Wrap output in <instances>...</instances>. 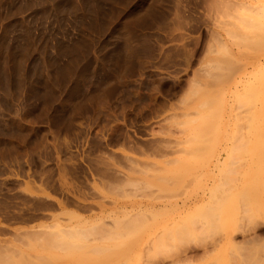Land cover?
I'll use <instances>...</instances> for the list:
<instances>
[{
	"label": "rangeland",
	"instance_id": "374dc122",
	"mask_svg": "<svg viewBox=\"0 0 264 264\" xmlns=\"http://www.w3.org/2000/svg\"><path fill=\"white\" fill-rule=\"evenodd\" d=\"M263 6L0 0V256L8 254L7 264H168L175 256L180 264H264ZM228 13L254 24L249 30L247 18ZM213 30L228 44L213 40ZM229 30L241 35L231 39ZM129 32L142 47L126 62ZM207 65L231 76L210 85ZM236 107L244 111L235 121ZM150 139L167 144L162 155L150 154ZM223 139L234 147L215 164ZM195 200L190 211L176 208ZM146 201L157 203L155 212L131 209ZM124 205L127 211L117 212ZM167 222L172 230L149 243ZM67 229L73 235L61 245L82 247L63 249L57 241L54 248Z\"/></svg>",
	"mask_w": 264,
	"mask_h": 264
},
{
	"label": "bare ground",
	"instance_id": "6f19581e",
	"mask_svg": "<svg viewBox=\"0 0 264 264\" xmlns=\"http://www.w3.org/2000/svg\"><path fill=\"white\" fill-rule=\"evenodd\" d=\"M216 1H217V0H216ZM230 1H231V0H230ZM211 2L213 3V1H211ZM218 2H219V1H218ZM218 2H217V4H218ZM224 2H226V1H224ZM209 3H210V2H209ZM212 3H211V4H212ZM219 3H220V2H219ZM228 3H229V2H228ZM230 3H231V2H230ZM230 3L227 4V5H230V6H233V5H234V6H235V3H236V2H235L234 4H230ZM207 4H208V3H207ZM211 4H208V5L210 6ZM223 4H224V3H223ZM240 4H241V3H240ZM240 4H238V5L240 6ZM244 4H245V3H244ZM221 5H222V4H220V6H221ZM236 5H237V3H236ZM151 6H152V5H151ZM175 6H176V4H175ZM177 6L179 7V5H177ZM212 6H213V5H211L210 7H212ZM218 6H219V5H218ZM224 6H225V5H224ZM224 6H223V9H224ZM239 6H238L237 8H239ZM242 6H243V5H242ZM256 6H257V5H256ZM210 7H209V8H210ZM213 7H214V6H213ZM225 7H228V6H225ZM257 7H258V6H257ZM176 8H177V7H176ZM206 8H207V6H205V9H206ZM221 8H222V7H221ZM229 8L231 9V7H229ZM242 8H243V7H242ZM259 8H260V7H259ZM148 9H149V8H148ZM211 9L214 10L215 7H214V9H213V8H211ZM218 9H219L218 12L220 13V7H218ZM223 9H221V10H222L221 13H224V16H225V15H226V14H225L226 12H223ZM225 9H226V8H225ZM225 9H224V10H225ZM230 9H229V10H230ZM232 9H233V12L235 13L236 11H234V8H232ZM239 9H240V8H239ZM206 10H207V9H206ZM206 10H205V11H206ZM208 10H209V9H208ZM242 10H243V9H242ZM246 10H247V8H246ZM152 11H153V10H152ZM173 11H176V10H173ZM177 11H178V10H177ZM210 11H211V10H210ZM226 11H227V9H226ZM252 11H253V10H252ZM261 11H262V12H261L262 14H261V13H260V14H261L262 17H263V15H264V6L261 7ZM154 12H155V11H154ZM207 12H208V11H207ZM212 12H213V11H212ZM218 12H217V13H218ZM231 12H232V10H231ZM246 12H247V11H246ZM148 13H151V12H148ZM173 13H174V12H173ZM173 13H172V15H173ZM208 13H209V12H208ZM208 13H206V14L208 15ZM221 13H220V15H221ZM252 13H253V12H252ZM153 14H154V13H153ZM153 14H151V15H153ZM174 14H175V13H174ZM178 14H179V13H178ZM228 14H229V13H228ZM230 14H232V13H230ZM230 14H229V15H230ZM256 14H257V13H256ZM146 15H148V14H146ZM154 15H155V14H154ZM179 15H181V14H179ZM213 15H214V12H213ZM215 15H217V14H215ZM261 15H260V16H261ZM155 16H157V15H155ZM173 16H176V14L173 15ZM209 16L211 17V15H209ZM222 16H223V14H222L220 17H222ZM226 16H228V15H226ZM230 16H231V17H233V16H234V17H235V16L237 17V15H230ZM260 16H259V18H260ZM153 17H154V16H153ZM207 17H208V16H207ZM212 17H213V16H212ZM228 17H229V16H228ZM234 17H233V18H234ZM130 18H131V17H130ZM150 18H151V16H150ZM176 18H177V20H178V19H179V20H182L181 17L179 18V17L177 16ZM214 18H215V16H214ZM216 18H218V17L216 16ZM237 18H238V17H237ZM237 18H234V19L238 20L240 17H239L238 19H237ZM242 18H243V19H244V18H245V19L247 18V21L245 20V21H246V24L243 23V25H245V26H247V23H249V22H248L249 20H252V19H250V17L248 18V17H246V16H245V17L242 16V17L240 18V20H242V21H243ZM221 19H222V18H221ZM248 19H249V20H248ZM261 19H262V18H261ZM173 20H174V19H173ZM253 20H254V19H253ZM259 20H260V19H259ZM175 21H176V20H175ZM184 21H185V20H184ZM215 21H216V20H215ZM238 21H239V20H238ZM242 21H241V22H242ZM180 22H181V21H180ZM180 22H179V23H180ZM217 22H218V20H217ZM220 22H221V20H219V23H220ZM224 22H225V20H224ZM241 22H240V23H241ZM243 22H244V21H243ZM254 22H255V21H254ZM127 23H128V21H127ZM134 23H135V22H134ZM221 23H222V22H221ZM225 23H226V22H225ZM231 23H233V22H231ZM240 23H239V24H240ZM250 23H251V25L253 26L254 23H252L251 21H250ZM250 23H249L248 28H249V27H252V26H250ZM123 24H124V23H123ZM128 24H129V23H128ZM132 24H133V23H132ZM227 24H228V23H227ZM256 24H257V25H256ZM213 25H214V24H213ZM215 25H216V24H215ZM215 25H214V26H215ZM255 25L257 26V28H260V26H261V24H260V23H257V22H255ZM255 25H254L253 28H256ZM259 25H260V26H259ZM122 26H123V25H122ZM216 26H218V25H216ZM223 26H224V25H223ZM228 26H230V24H229ZM233 26H234V24L232 25V27H233ZM258 26H259V27H258ZM127 27H128V26H127ZM129 27H130V26H129ZM219 27H220V26H219ZM221 27H222V26H221ZM221 27H220V28H221ZM235 27H236V26H235ZM235 27H234V28H235ZM262 27H263V25L261 26V28H262ZM225 28H226V26H225ZM246 28H247V27H246ZM253 28H252V29H253ZM222 29H223V27H222ZM237 29H238V28H237ZM262 29H264V28H262ZM127 30H128V28H127ZM211 30H212V29H211ZM225 30H226V29H225ZM239 30H240V29H239ZM249 30H250V28H249ZM226 31H228V29H227ZM229 31H231L230 34H228L229 32H228V33L225 32L226 35L228 34V37L232 36V35H233L232 33H234V31L232 32V30H229ZM257 31H258V30H257ZM126 32H127V31H126ZM210 32H211V31L209 30V33H210ZM250 32H251V31H250ZM250 32H249V33H250ZM263 32H264V31H263ZM129 33H130V32H129ZM223 33H224V32H223ZM251 33H253V32H251ZM251 33L248 34V32H247L246 35H249V36H250ZM125 34H127V35H126L127 38L125 37V38H126V43H124V45L126 46V48H125V47H124V48H125V50H126V55H124V56H127L126 58H127L128 61H126V62H129V61L131 62V60L133 61V60L138 56L139 51L141 50V48H139V46L142 47V44H141V45H140V44H138V45L136 44V42H137V40H138L137 38H136L137 40H135V42H133V41H134V38H135V37H133V35L135 34V32H134V34H132V33H130V34H128V33H124L123 35H125ZM131 34H132V35H131ZM211 34L214 35V38L212 37L213 40H215V41H219V40H220L221 37H218V32H216V34H215V33H214V30H213V33H211ZM211 34H210V35L208 34V35L211 37V36H212ZM236 34H237V32H236ZM239 34H240V33H239ZM239 34L235 35V33H234V36L236 37V36H238ZM255 34H256V32L254 31V33L252 34V36H254ZM135 35H136V34H135ZM135 35H134V36H135ZM240 35H241V34H240ZM240 35H239V36H240ZM243 35H244V34H243ZM209 36H208V37H209ZM249 36H248V37H249ZM252 36H251V37H252ZM123 37H124V36H123ZM184 37H185V35H184ZM210 37H209L208 40H210ZM242 37H243V36H241L240 38H242ZM245 37H246V38H245ZM245 37H243L244 39L242 38V41H243V42H244L245 39H246L247 41L250 40V38H248L247 36H245ZM254 37H255V36H254ZM226 38H227V37H226ZM230 38H231V37H230ZM247 38H248V39H247ZM255 38H256V37H255ZM257 38H259V36H258ZM222 39H223V38H222ZM231 39H232V38H231ZM259 39H260V38H259ZM124 40H125V39H124ZM124 40H123V41H124ZM238 40H239V38H238ZM238 40H237V41H238ZM246 40H245V41H246ZM252 40H253V38H252ZM262 40H264V37L262 38ZM138 41H139V40H138ZM177 41H178V40H177ZM220 41H221V40H220ZM220 41H219V44L223 42L222 45L220 44L221 46L224 45V42H227L226 40H222V42H220ZM237 41H236V42H237ZM239 41H241V40H239ZM239 41H238V42H239ZM242 41H241V42H242ZM259 41H260V40H259ZM141 42H142V41H141ZM212 42H213V41L211 40V43H212ZM234 42H235V41H234ZM238 42H237V43H238ZM249 42L251 43V40H250ZM137 43H138V42H137ZM214 43H215V42H214ZM259 43H260V42H259ZM259 43H258V44H259ZM135 44H136V45H135ZM143 44H144V43H143ZM208 44H209V43H208ZM217 44H218V42H217ZM217 44H216V45H217ZM227 44H228V42H227ZM240 44H248V43L246 42V43H240ZM252 44H253V43H252ZM220 45H219V46H220ZM236 45H237V44H236ZM250 45H251V44H250ZM176 46H179V45L176 44ZM181 46H183V45H181ZM207 46H208V45H207ZM219 46H218V47H219ZM224 46H225V45H224ZM227 46H228V45H227ZM237 46H238V45H237ZM252 46H254V45H252ZM183 47H184V46H183ZM183 47H182V49L185 50V48H183ZM205 47H206V46H205ZM208 47H209V46H208ZM239 47H240V46H239ZM250 47H251V46H250ZM176 48H178V47H176ZM230 48H231V47H230ZM174 49H175V48H174ZM206 49H207V48H206ZM210 49H211V50H214L215 48L212 49V48L210 47ZM219 49H221V48H219ZM223 49H224V48L222 47L221 50H222V51H225V49H224V50H223ZM179 50H180V49H179ZM230 50H231V49H230ZM172 51L175 52V50H172ZM177 51H178V49H177ZM180 51H181V50H180ZM180 51H179V52H180ZM187 51H188V50H187ZM215 51H216V50H215ZM226 51H227V48H226ZM141 52H142V51H141ZM167 52H168V51H167ZM169 52H170V51H169ZM181 52H182V51H181ZM188 52H190V51H188ZM207 52H208V51H207ZM209 52H210V51H209ZM211 52H212V51H211ZM216 52H217V51H216ZM218 52H219V51H218ZM228 52H229V51H228ZM231 52H232V50H231ZM183 53H184V52H183ZM183 53H182V54H183ZM205 53H206V52H205ZM165 54L167 55V53H165ZM185 54H187V53H185ZM220 54H221V53H220ZM224 54H225V53H224ZM227 54H228V53H227ZM169 55H170V53H169ZM169 55H167V56H169ZM174 55H175V54H174ZM177 55H178V54H177ZM179 55H180V54H179ZM187 55H188V57H189V54H187ZM233 55H235L234 52H233ZM237 55H239V54H237ZM165 57H166V56H165ZM169 57H171V56H169ZM176 57H177V56H176ZM181 57H183V56H181ZM188 57H187V58H188ZM234 57H235V56H234ZM124 58H125V57H124ZM137 58H138V57H137ZM179 58H180V57H179ZM185 58H186V57H185ZM228 58H229V57H228ZM168 59H169V58H168ZM174 59H175V58H174ZM176 59H177V58H176ZM123 60H124V59H123ZM125 60H126V59H125ZM170 60L172 61V59H170ZM170 60H168V61H170ZM184 60H186V59H184ZM222 60H223V59H222ZM222 60H220V58H219V62L216 61V66H217V62H218V64L221 63V65L226 66V68L229 69L230 71L233 70V68H235L234 65H236V64L233 65V64H232L233 62H229V61H227V59H226V60L224 59L223 61H222ZM228 60L231 61L230 58H229ZM173 61H174V60H173ZM173 61H172L171 64H174ZM213 61H214V60H213ZM213 61H212V62H213ZM232 61H233V60H232ZM237 61H238V60H237ZM124 62H125V61H124ZM175 62H176V61H175ZM214 62H215V61H214ZM234 62H235V61H234ZM257 62H258V61H257ZM205 63L207 64L206 61H205ZM209 63H211V62H208V64H209ZM222 63H223V64H222ZM125 64H126V63H125ZM183 64H184V63H183ZM206 64H205V65H206ZM213 64H215V63H213ZM237 64H238V63H237ZM120 65H121V64H120ZM120 65H119V66H120ZM175 65H176V64H175ZM211 65H212V64H211ZM221 65H218L217 69H216V68H215V69L218 70V68H220L219 66H221ZM239 65H240V63H239ZM239 65H238V66H239ZM124 66H125V65H124ZM124 66H123L122 68H125ZM127 66H128V65H127ZM201 66H202V64H201ZM216 66H215V67H216ZM223 66H221V69H222ZM199 67H200V66H199ZM252 67H253V66H252ZM211 68H213V70H212ZM223 68H224V67H223ZM226 68H225V69H226ZM236 68H237V66H236ZM236 68H235V69H236ZM116 69H117V68H116ZM202 69H203V70H202L203 72L205 71L204 74H206V76H210V77H208V82H209V78H210V80H211V83L209 82L210 85L212 84V82L214 83V81H215L217 78H219V76H223L224 74L226 75V73H223V75H219V76H218V73H219L218 71H217L218 73L216 72V73H217V75H216V73H215L216 70L214 69V66H208V65H207L205 68L202 67ZM210 69H211L212 71H211ZM227 69H226V72H227ZM235 69H234V70H235ZM237 69H238V68H237ZM127 70H128V69H127ZM199 70H200V69H199ZM199 70H198V68H197V70H196L195 73H197V74H201V73L199 72ZM214 70H215V71H214ZM194 71H195V69H194ZM219 71L223 72V69H222V70H219ZM120 72H121V70H120ZM128 72H129V71H128ZM221 72H220V74H222ZM228 72H229V71H228ZM195 73H194V74H195ZM231 73H233V71H232ZM120 74H123V72L120 73ZM120 74H119V75H120ZM227 74H229V73H227ZM201 76H203V75H201ZM229 76H231V74H230ZM229 76L226 75L225 77H229ZM223 77H224V76H223ZM223 77H220V78L218 79V81H219L220 79L222 80ZM225 77H224V78H225ZM147 78H148V77H147ZM152 78H153V77H152ZM226 79H227V78H226ZM206 80H207V79H206ZM239 80H240V79H239ZM241 80H242V78H241ZM241 80H240V81H241ZM191 81L193 82V80H191ZM232 81H233V80H232ZM232 81H231V82H232ZM235 81H236V80H235ZM237 81H238V80H237ZM237 81H236V82H237ZM194 82H195V81H194ZM194 82H193V83H194ZM206 82H207V81H206ZM242 82H243V81H242ZM197 83H198V82H197ZM209 83H208L207 85H209ZM239 83H240V82H239ZM237 84H238V82H237ZM241 84H243V83H241ZM210 85H209V86H210ZM230 85H231V83H230ZM235 85H236V84H235ZM235 85H234V87H236ZM190 86H191V84H190ZM201 86H202V84H201ZM232 87H233V85H232ZM239 87H240V86H239ZM165 88H166V87H165ZM158 89H159V88H158ZM192 89H193V88H192ZM237 90H239V89L236 88V90H234V91H237ZM152 91H153V90H152ZM205 91H206V90H205ZM191 92H192V94H194L193 91H191ZM191 92H190V93H191ZM103 94H104V93H103ZM100 96H101V95H100ZM205 98H206V97H205ZM99 100H100V99H99ZM188 100H189V99H187V102H188ZM207 100H208V99H207ZM207 100H206V103L208 104L209 101L207 102ZM201 102H202V101H201ZM184 103H185V102H184ZM204 103H205V101H204ZM185 104H186V103H185ZM202 104H203V103H200L199 105L201 106ZM236 105H237V104H236ZM239 106H241V105H239ZM247 107H248V106H247ZM195 111H196V110H195ZM198 111H199V110H198ZM243 111H244V110H243ZM243 111H242L241 109H239L238 107H236L235 110H234V112H232V113H230V114H232V116H233L232 118L235 119V121H236V120H238L239 118L242 117L241 114H242ZM245 112H246V111H245ZM207 115H208V114H207ZM248 117H250V116H248ZM211 118H212V117H211ZM228 118H229V116L227 117V119H228ZM230 118H231V117H230ZM230 118H229V119H230ZM214 119H215V118L213 117V118L210 120V122H208V123H210L209 127L205 125V126H206V129H207V127H208L209 130H210V132H211V131H214V132H215L216 129H217V127L215 128L216 121H214ZM227 119H226V120H227ZM241 119H242V118H241ZM241 119H240V121H241ZM249 119H250V118H249ZM226 120H225V122H226ZM227 121L230 122V120H227ZM232 121H233V120H232ZM240 121H239V122H240ZM206 122H207V121H206ZM243 123H244V122H243ZM207 125H208V124H207ZM242 126H243V125H242ZM246 126H247V125H246ZM228 127H229V126H228ZM202 128H203V127H202ZM202 128H201V129H202ZM223 128H224V127H223ZM239 128H240V127H239ZM244 128H245V126H244ZM197 129H198V128H197ZM204 129H205V128H203V129L201 130L202 133H204V132H206V133L208 132V133H209V130H208V129H207V131H206V129H205V131H204ZM199 130H200V128H199ZM240 130H241V129H240ZM197 132H198V131H197ZM199 132H200V131H199ZM223 132H225V131H223ZM233 132H234V131H233ZM240 132H241V131H240ZM237 133H238V132H237ZM224 134H225V133H224ZM247 134H248V133H247ZM201 135L203 136V135H205V133H204V134H201ZM207 135H208V134H207ZM236 135H237V134H236ZM239 135H240V134H239ZM242 135H243V134H242ZM198 136H199V135H198ZM205 136H206V135H205ZM222 136H223V135H222ZM244 136H245V135H244ZM233 138H234V137H233ZM241 138L243 139L242 136H241ZM156 139H157V138H156ZM235 139H236V138H235ZM150 140H151V139H150ZM160 140H161V139H160ZM227 140H228V139H223V140H222V143H220V149H219L220 151L217 152V154H216V157H215V164H219L220 161H221V159H222V157H223V155L226 156V155H228V153H230L231 150H233V149H231V148L234 147V146H231L232 143H230L231 145H229V142H230V141H229V140L227 141ZM235 141H236V140H235ZM148 142H149V141H148ZM150 142H151V144H149V145H150V146H149V152H150V154H153V155H155V156L161 154V152H164L163 149H165L166 146H167V144L165 143L166 146H165V148H163V145H164V144H163V142H160L159 139H158V140H154V139H153V141L151 140ZM242 143H243V142H242ZM161 144H163V145H161ZM235 144H236V143H235ZM239 144H240V142H239ZM243 144H244V143H243ZM241 145H242V144H240V146H241ZM167 148H168V147H167ZM236 148H237V147H236ZM242 148H243V147H242ZM147 149H148V148H147ZM169 149H170V148H169ZM167 150H168V149H167ZM165 151H166V150H165ZM175 151H177V150H175ZM234 151H235V149H234ZM169 152H170V151H169ZM173 152H174V151H173ZM231 152H232V151H231ZM233 154H235V153H233ZM161 155H162V154H161ZM161 155H160V156H161ZM229 156H230V155H229ZM233 161H234V160H233ZM233 161H232V162H233ZM222 162H223V161H222ZM228 162H231V161L228 160ZM220 164H222V163H220ZM229 164H230V163H229ZM231 164H232V163H231ZM135 169H137V168H135ZM131 172H132V171H131ZM119 178H120V177H119ZM131 178H132V177H131ZM119 180H120V179H119ZM116 184H117V183H116ZM119 184H120V182H119ZM113 190H114V189H113ZM121 191H122V190H121ZM143 194H144V193H143ZM146 194H147V195H145V196H147V197H148V196H149V197L151 196V195H149L150 193H149V194L146 193ZM155 197H157V196H155ZM160 197H161V196H159V197H157V198H160ZM219 197H220V194H219ZM152 198H153V197H152ZM216 198H217V197H216ZM216 198H215V199H216ZM162 199H163V198H162ZM213 200H214V199H213ZM217 200H218V198H217ZM215 201H216V200H215ZM215 201H214V202H215ZM219 201H220V200H219ZM214 202H213V203H214ZM197 203H198V200H195V201L190 202V203H186V202H184V203H182V205H180L179 207H176V208H177V209L179 208V209L182 210V211H190L191 209H193V208L196 206ZM216 203H217V201H216ZM140 204H141V203H140ZM161 204H162V202H161ZM172 204H174V203H172ZM156 205H157V203L150 202V201H146L142 206H140L139 204H138V206H133V205H132V208H131V209L136 208L137 211H139V210H142V211H143V210H144V211L147 210L148 212H155L154 210H155V208H156ZM174 205H175V204H174ZM210 205H212V204H210ZM164 206H165V205H164ZM175 206H176V205H175ZM157 207H159V206H157ZM161 207H162V205H161ZM210 207H212V206H210ZM159 208H160V207H159ZM213 208H214V207H213ZM127 209H128V207L125 206V205H124V206H118V209H117L118 211H117V212L125 213V212L127 211ZM159 210H160V209H159ZM160 211H161V210H160ZM209 211H210V210H209ZM209 211H208V212H209ZM208 212H207V213H208ZM61 213H63V212H61ZM157 213H158V212H157ZM179 214H180V213H179ZM181 214H182V213H181ZM211 214H212V213H211ZM141 217H142V216H141ZM212 217H213V216H212ZM135 218H136V217H135ZM139 218H140V217H139ZM139 220H140V219H139ZM136 222H137V221H136ZM132 223H133V222H132ZM134 223H135V221H134ZM137 223H138V222H137ZM127 224H128V223H127ZM172 224H173V222H172L171 224H170L169 222L164 223V226H163L162 229L157 230V231L151 233L152 236L149 238V243L152 242V237H153V236H154V239H156L155 237H158V235L160 234V236L158 237V238H160V237H161V234H165V232H168V231H166V230H167L168 228H170V226H172ZM258 224H259V223H258ZM82 225H83V224H82ZM117 225H118V224H117ZM121 225L123 226V223H122ZM128 225H129V224H128ZM130 225H132V224H130ZM130 225H129V226H130ZM180 225H181V224H180ZM125 226H126V225H125ZM251 226H252V225H251ZM184 227H185V226H184ZM122 228H124V227H122ZM126 228H127V227H126ZM247 228H248V227H247ZM62 229H63V228H61V230H62ZM68 229H69V228H68ZM68 229H67V231L62 235V237L65 236V234H66V236H68V235H67V234H68V231H70V230H68ZM132 229H133V227H132ZM170 229H171V228H170ZM58 230L61 232L60 229H58ZM129 230H130V228H129ZM171 230H172V229H171ZM174 230H175V229H174ZM181 230H183V229H181ZM184 230H185V229H184ZM52 231H53V230H52ZM52 231H51V233H52ZM63 231H65V230H63ZM85 231H87V230H85ZM99 231H100V230H99ZM169 231H170V230H169ZM176 231H177V230H175V233H177ZM20 232H21V231H20ZM27 232H29V231H27ZM49 232H50V231H49ZM56 232H57V231H56ZM56 232L54 231V232H53V235L55 234V235H57V237H58L59 232H58V234H56ZM70 232H71V235H73V234H72V230H71ZM51 233H50V234H51ZM62 233H63V232H62ZM62 233H61V234H62ZM73 233H75V232H73ZM78 233H79V232H78ZM78 233H77V234H78ZM90 233H91V232H90ZM169 233H170V232H169ZM179 233H180V232H179ZM182 233H183V232H182ZM259 233H260V232H259ZM45 234H46V233H45ZM69 234H70V233H69ZM75 234H76V233H75ZM75 234H74V235H75ZM81 234H82V233H81ZM101 234H103V233H101ZM105 234H106V233H105ZM117 234H118V233H117ZM167 234H168V233H167ZM167 234H165V235H167ZM18 235H19V234H18ZM53 235H52V237H53ZM55 235H54V236H55ZM107 235H108V234H107ZM111 235L113 236V234H111ZM165 235H164V236H165ZM170 235H171V233H170ZM255 235H256V234H255ZM257 235H258V234H257ZM59 236H60V234H59ZM66 236H65V239H64V237H63V239H60V240L57 239V240H56V243H55V241H54L55 239L53 238L52 241H54L53 243H55V247H54V248H56V245H58L59 243H60V245L62 244L61 240H62V241H67ZM85 236H86V235H85ZM242 236H243V235H242ZM30 237H31V236H30ZM38 237H40V236H38ZM46 237H47V236H46ZM62 237H61V238H62ZM68 237H69V236H68ZM77 237H79V236H77ZM80 237H81V235H80ZM162 237H163V236H162ZM16 238H17V237H16ZM34 238H35V237H34ZM69 238H70V237H69ZM85 238H87V237H85ZM254 238H255V237H254ZM254 238H250V239H251V242L254 240ZM23 239H24V238H23ZM50 239H51V238H50ZM71 239H72V238H71ZM232 239H233V238H232ZM77 240H78V239H77ZM80 240H81V239H80ZM246 240H248V239H246ZM19 241H20V240H19ZM21 241H23V240H21ZM57 241H59L58 244H57ZM242 241H243V240H242ZM38 242H39V241H38ZM47 242L50 243V241H48V240H47ZM70 242H71V241H70ZM70 242H69V243H70ZM249 242H250V241H248L247 243H249ZM255 242H256V241H255ZM40 243H41V242H40ZM43 243H44V242H43ZM49 243H48V244H49ZM53 243H52V244L50 243V245H53ZM64 243H65V242H64ZM69 243H68V242L65 243V244H66V247L69 246ZM75 243H78V241H76ZM145 243H146V242H145ZM244 243H245V242H244ZM257 243H258V242H257ZM71 244L73 245L74 243L71 242ZM71 244H70V246H72ZM241 244H243V243H241ZM37 245H38V244H37ZM46 245H47V244H46ZM46 245H44V247H45ZM79 245H80V244H79ZM79 245H78V244H75V245H73V247H74V246L77 247V246H79ZM81 245H82V244H81ZM81 245H80V246H81ZM252 245H253V244H252ZM48 246H49V245H48ZM53 246H54V245H53ZM53 246H51V248H52ZM62 246H63V245H61V247H62ZM64 246H65V245H64ZM64 246H63V249L66 248V247H64ZM146 246H148V245L146 244ZM59 247H60V246H57V248H59ZM61 247H60V249H62ZM81 247H82V246H81ZM2 248H3V247H2ZM48 248H49V247H48ZM78 248H80V247H78ZM148 248H149V247H148ZM5 249H6V248H5ZM12 249H13V248H12ZM89 249H91V248H89ZM97 249H98V248H97ZM142 249H143V248H142ZM242 249H243V248H242ZM247 249H248V248H247ZM8 250H9V249H8ZM17 250H19V249H17ZM122 250H123V249H122ZM183 250H184V249H183ZM10 251H11V250H10ZM101 251H102V249H101ZM149 251H150V249H149ZM155 251H156V250H155ZM155 251H154V252H155ZM2 252H3V250H2ZM6 252H8V251H6ZM95 252H96V251H95ZM99 252H100V251H98V253H99ZM165 252H166V251H165ZM248 252H249V251H248ZM21 253H22V252H21ZM147 253H148V252H147ZM152 253H153V252H152ZM3 254H4V253H3ZM148 254H149V253H148ZM160 254H161V253H160ZM176 254H177V253H176ZM184 254H185V253H184ZM245 254H246V253H245ZM245 254H244V255H245ZM5 255H8V254H4V256H2V257L0 256V257H1V258H0V262H1V261H2V262H3V261L6 262V259H4V258H7V257H6ZM168 255H169V254H168ZM191 255H192V254H190V256H191ZM9 256H10V254H9ZM9 256H8V259H11V257L9 258ZM43 256H44V255H43ZM54 256H55V255H54ZM158 256H159V255H158ZM162 256H163V255H162ZM164 256H165V255H164ZM177 256H178V255H177ZM185 256H186V255H185ZM241 256L243 257V255H241ZM245 256H247V255H245ZM3 257H4V258H3ZM56 257H57V256H56ZM56 257H55V258H56ZM169 257H170V256H169ZM249 257H250V255H249ZM53 258H54V257H53ZM167 258H168V257H167ZM177 258H178V257H177ZM243 258H244V257H243ZM247 258H248V257H247ZM259 258H260V256H259ZM8 259H7V261H8ZM36 259H37V257H36ZM42 259H44V258L42 257ZM42 259H40V260H42ZM51 259H52V258H51ZM73 259H74V257H73ZM151 259H152V258H151ZM188 259H189V258H188ZM249 259H251V258H249ZM22 260H23V259H22ZM44 260H45V259H44ZM155 260H156V259H155ZM157 260H158V259H157ZM168 260H169V259H168ZM244 260H245V258H244ZM9 261H10V260H9ZM9 261H8V262H9ZM20 261H21V260H20ZM34 261H36V260H34ZM52 261H53V260H52ZM240 261H242V260H240ZM246 261H247V260H246ZM5 262H3V263H5ZM21 262H22V261H21ZM29 262H30V261H29ZM39 262H40V261H39ZM45 262H46V261H45ZM45 262H43V263H45ZM59 262H60V261H59ZM179 262H180V261L177 260V259H176V256H175V257H171V259H170V263H168V264H178ZM3 263H0V264H3ZM23 263H25V262H23ZM32 263H33V262H32ZM32 263H30V264H32ZM34 263H35V262H34ZM156 263H157V262H156ZM250 263H251V262H250ZM253 263H254V262H253ZM6 264H7V262H6ZM10 264H11V263H10ZM12 264H13V263H12ZM14 264H15V263H14ZM16 264H18V263H16ZM25 264H26V263H25ZM28 264H29V263H28ZM166 264H167V263H166ZM179 264H180V263H179ZM254 264H255V263H254Z\"/></svg>",
	"mask_w": 264,
	"mask_h": 264
}]
</instances>
